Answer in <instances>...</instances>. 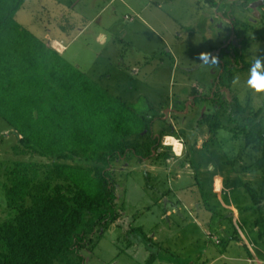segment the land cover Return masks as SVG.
I'll return each mask as SVG.
<instances>
[{
    "label": "rangeland",
    "instance_id": "rangeland-1",
    "mask_svg": "<svg viewBox=\"0 0 264 264\" xmlns=\"http://www.w3.org/2000/svg\"><path fill=\"white\" fill-rule=\"evenodd\" d=\"M244 7H233L238 43L233 41L227 47L230 40L227 42L225 32L229 29L222 32V44L220 29L216 24L206 25L196 0H117L114 3L109 0H27L17 13L18 22L39 36L45 34L47 41L58 50L65 47L64 42L56 38L68 35L71 27L86 26L100 13L91 28L84 30L63 53L65 59L124 104L121 107L145 114L149 122L154 123L155 132L162 126L172 125L181 136L186 133L192 139L193 134L196 135V148L208 145L204 150L185 151L179 157L164 161L138 162L135 158L130 162L125 158L114 161L111 173L120 196L118 205H122L121 210L118 206L120 218L105 233L95 236L93 249L84 250L85 264H191V259L194 264H200L218 248L224 250L225 243L217 245L209 241L217 240L212 234L228 237V256L246 255L243 245L230 241L234 233L229 227L236 222L223 211L230 198L214 197L215 176L220 175L232 184L237 181L238 185L243 180L257 189L264 188L263 172L255 165L261 154L253 148L244 149V137L236 130L221 128L211 143L213 135L208 125L200 127L199 124L203 113L226 110L223 120L227 126H234L229 116L235 98L251 111H261L264 128V94L247 87L254 59L264 57V5L250 9V14L242 12ZM101 29L111 32L109 35L124 31L127 36L124 42L110 38L103 44L94 39V32ZM65 42L68 43L66 39ZM170 49L172 55L168 52ZM201 52L218 56L219 64L209 67L201 62L198 59ZM221 76L227 80L238 77L239 81L232 83L229 90L222 88L218 97L214 95V84ZM195 84L199 87H191ZM192 92L199 94L196 107H188L192 103ZM19 138L0 116V163L6 166L15 159L48 161L37 154L16 155L13 147L19 143ZM211 165L215 170H210ZM0 176L1 224L14 214L6 205L1 167ZM232 195L241 206L252 203L243 186H236ZM202 199L209 201L211 209L205 207L192 213L193 208L183 206V201L202 202ZM242 214L245 220L253 215L250 211ZM197 216L201 223L195 219ZM222 223L228 227L224 228L226 230L221 227ZM134 229H141L151 240L156 236L155 259L151 260L152 251L141 241L142 234ZM209 229L212 234L208 233V237L206 230ZM208 246L215 253L205 256L202 251ZM259 256L264 259V251ZM214 264L245 263L223 259ZM255 264L263 263L256 261Z\"/></svg>",
    "mask_w": 264,
    "mask_h": 264
},
{
    "label": "trees",
    "instance_id": "trees-1",
    "mask_svg": "<svg viewBox=\"0 0 264 264\" xmlns=\"http://www.w3.org/2000/svg\"><path fill=\"white\" fill-rule=\"evenodd\" d=\"M26 2L0 0V116L20 136L13 147L16 155L37 154L48 161L0 163L6 205L14 214L0 224V264H85L84 250L93 249L95 236L120 218V196L111 173L114 161L178 157L162 145L165 135L183 139L184 152L208 145L196 148V135L181 136L172 125L155 132L145 114L121 107L124 104L65 59L45 34L39 36L18 22L17 13ZM231 84L221 76L214 94L220 97V90H229ZM233 101L229 120L234 126L225 124L224 110L203 113L200 127L208 125L211 143L221 128L242 134L244 149L261 154L255 165L264 175L261 111ZM241 185L261 222L264 188L243 180ZM134 231L142 234L155 259L157 242L141 229Z\"/></svg>",
    "mask_w": 264,
    "mask_h": 264
},
{
    "label": "crops",
    "instance_id": "crops-1",
    "mask_svg": "<svg viewBox=\"0 0 264 264\" xmlns=\"http://www.w3.org/2000/svg\"><path fill=\"white\" fill-rule=\"evenodd\" d=\"M109 1L110 3H114L117 0H109ZM196 3L201 9L202 15L201 14L199 15H201L202 18H204V20L207 21L206 25L210 26L212 24L214 26L216 24L217 27L220 29L219 30L220 38H221L222 32L226 30L225 28L229 29V30H226L227 32H225L227 33L226 36L229 38L227 42L230 40L228 44L225 45V47H227L228 45L231 44V40L238 43L235 40V38L237 37L236 36L237 32H235L236 25H235V22L233 20V15H232L233 7L235 6L244 7L245 6L244 8H242V12L245 11L244 13H246L250 9L255 10L257 7L263 6L264 0H196ZM248 14H250V11ZM98 15H100V13L97 14V16ZM97 16L89 20L86 26L83 25L82 27L77 28V29H75L74 27H71V29L68 31V35H61V38H56L57 41L64 42L63 46L65 47L64 50H58V49L56 50H58L61 53H64L68 49V47H70L72 42L76 41L82 34H84V30H89L91 28V25L97 20L96 19ZM250 18L253 19V15H250ZM208 29L211 30V28H208ZM104 31L105 30L101 29L100 31L94 32V39L96 42H101L103 44L108 43L110 38H112L115 41L124 42L127 36L124 31L122 33L119 32L118 34H115V35H111V34L109 35V33L111 32H104ZM62 32H64L63 29H62ZM65 39L66 41H68V43L65 42ZM223 41L224 40L222 39L221 41L222 44H224ZM168 52L172 55L171 49ZM214 74L216 75V72ZM214 81H215L214 78L213 79L211 78L212 84L215 83ZM191 87H199V85L195 84V85H192ZM210 170H215V167L211 165ZM241 181L239 182L238 185H237V181H235V183L232 184L231 181L229 182L227 179H224L222 176L216 175L215 184H214V187H215L214 197L217 199H221L224 196H227L228 198H230L229 203H225L223 207V211H225L224 213L227 215V217L230 218L232 222L234 223L236 222L233 227H229L231 231L234 233L231 240L230 239L229 240L230 241L236 240L237 242H239L240 245H243L245 247V249L247 250V253L246 255L240 256L239 258L228 256L226 252L228 244L230 243L226 239L228 237L219 238L217 237L216 234L210 233V229H209V230H206L207 236H208V233H210L213 235L212 238L215 237L217 240L221 241V243L220 242L217 243V240L215 241L214 238L213 239L208 238L209 241L215 242L217 245L225 243L224 250H220L218 248V251L215 253L212 250H210L208 246L207 248H205V250L203 249L202 253L205 254V256L207 255V253L212 254L213 252L215 254L211 255L210 257H207L204 261L201 260L200 264H214L216 261L223 260V259H228V260L238 259V261H242L245 264H255L256 261L257 262L259 261L260 263L264 264V259H261V256H259V253H263L264 251V231H263L264 219H262L261 222H257L258 218L260 217L259 212L256 211L255 209L249 208L251 207L253 203H247L241 206L239 205V203L241 202H237V199H234L232 195L233 192L236 191V186H239V187L242 186ZM208 203L209 201H207L206 199L204 201L202 199V202L201 200L200 201L194 200L192 202L183 201V206L189 208L190 210L193 208L191 212L194 213V210L200 211L202 208H205V207L208 208L209 207ZM209 209H211V207H209ZM246 211H250L253 213V215H251V217L248 220H245L242 217L243 216L242 213ZM198 217L199 216H197L195 219L198 221V223H201ZM220 225L223 229L228 228V227H225L224 223ZM155 239H156V236L154 238V241ZM209 241L207 240L208 243ZM190 263L194 264V261L191 259Z\"/></svg>",
    "mask_w": 264,
    "mask_h": 264
},
{
    "label": "clouds",
    "instance_id": "clouds-1",
    "mask_svg": "<svg viewBox=\"0 0 264 264\" xmlns=\"http://www.w3.org/2000/svg\"><path fill=\"white\" fill-rule=\"evenodd\" d=\"M198 59L209 64V67L216 66L219 64V57L211 52H201L198 54ZM209 61L211 63H209ZM239 78L233 77L232 83L235 85L238 83ZM247 87L253 90L255 93L264 94V57L257 56L254 59L250 69L249 76L247 79ZM165 147H171L172 152L176 156H181L183 152V143L180 139L172 135H165L161 141Z\"/></svg>",
    "mask_w": 264,
    "mask_h": 264
},
{
    "label": "flooded vegetation",
    "instance_id": "flooded-vegetation-1",
    "mask_svg": "<svg viewBox=\"0 0 264 264\" xmlns=\"http://www.w3.org/2000/svg\"><path fill=\"white\" fill-rule=\"evenodd\" d=\"M233 43V40H231V44ZM216 84V83H215ZM214 84V85H215ZM215 90V89H214ZM193 94H192V96H191V98H192V103L191 104H188V107H191V106H193V107H196L197 106V102H196V99L199 97V94H196V93H194V92H192ZM215 95V94H214ZM188 102H190V101H188Z\"/></svg>",
    "mask_w": 264,
    "mask_h": 264
},
{
    "label": "built area",
    "instance_id": "built-area-1",
    "mask_svg": "<svg viewBox=\"0 0 264 264\" xmlns=\"http://www.w3.org/2000/svg\"><path fill=\"white\" fill-rule=\"evenodd\" d=\"M175 137H177V136H175ZM177 138L180 139V140L182 141L183 145H184V141H183V139H181V138H179V137H177ZM183 152H184V147H183ZM183 152H182V154H183Z\"/></svg>",
    "mask_w": 264,
    "mask_h": 264
},
{
    "label": "bare ground",
    "instance_id": "bare-ground-1",
    "mask_svg": "<svg viewBox=\"0 0 264 264\" xmlns=\"http://www.w3.org/2000/svg\"><path fill=\"white\" fill-rule=\"evenodd\" d=\"M173 136V135H172Z\"/></svg>",
    "mask_w": 264,
    "mask_h": 264
}]
</instances>
